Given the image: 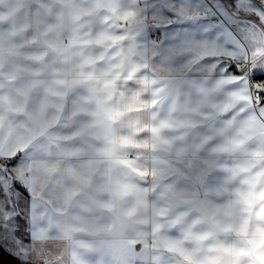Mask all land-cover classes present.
<instances>
[{"label": "snow or ice", "instance_id": "obj_1", "mask_svg": "<svg viewBox=\"0 0 264 264\" xmlns=\"http://www.w3.org/2000/svg\"><path fill=\"white\" fill-rule=\"evenodd\" d=\"M262 94L264 0H0V248L264 264Z\"/></svg>", "mask_w": 264, "mask_h": 264}, {"label": "crops", "instance_id": "obj_2", "mask_svg": "<svg viewBox=\"0 0 264 264\" xmlns=\"http://www.w3.org/2000/svg\"><path fill=\"white\" fill-rule=\"evenodd\" d=\"M152 39H153V37H152ZM260 81H261V79L255 78V81L254 82H260ZM262 96H264V94H262ZM17 190L20 192L21 197H23V198H27L28 197L29 194L22 187L18 188ZM20 203H21V206H23V203H24L23 199H21ZM137 247L139 249V246H137ZM0 258H1L0 263H3L4 262L3 260H5V258H7L13 264H18V262L16 261V259L13 256H11L9 253L5 252L2 248H0Z\"/></svg>", "mask_w": 264, "mask_h": 264}, {"label": "rangeland", "instance_id": "obj_3", "mask_svg": "<svg viewBox=\"0 0 264 264\" xmlns=\"http://www.w3.org/2000/svg\"><path fill=\"white\" fill-rule=\"evenodd\" d=\"M153 37V39H155L154 38V36H152ZM25 243H27V241L25 240ZM2 258V257H1ZM1 258H0V260H1ZM4 262L3 263H0V264H7V263H11V264H13L9 259H7V258H5V260H3ZM6 261V262H5Z\"/></svg>", "mask_w": 264, "mask_h": 264}, {"label": "trees", "instance_id": "obj_4", "mask_svg": "<svg viewBox=\"0 0 264 264\" xmlns=\"http://www.w3.org/2000/svg\"><path fill=\"white\" fill-rule=\"evenodd\" d=\"M255 78L262 79L261 76H256ZM7 264H11V263L9 262V263H7Z\"/></svg>", "mask_w": 264, "mask_h": 264}, {"label": "built area", "instance_id": "obj_5", "mask_svg": "<svg viewBox=\"0 0 264 264\" xmlns=\"http://www.w3.org/2000/svg\"><path fill=\"white\" fill-rule=\"evenodd\" d=\"M156 35H159V33H157ZM154 36V38H156V36L155 35H153Z\"/></svg>", "mask_w": 264, "mask_h": 264}]
</instances>
